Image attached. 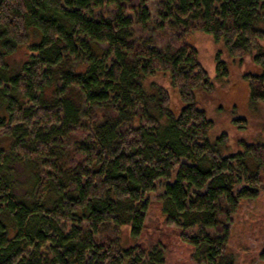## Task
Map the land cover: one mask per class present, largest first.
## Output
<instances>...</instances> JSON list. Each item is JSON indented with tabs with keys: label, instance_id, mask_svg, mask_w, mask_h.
Wrapping results in <instances>:
<instances>
[{
	"label": "trees",
	"instance_id": "1",
	"mask_svg": "<svg viewBox=\"0 0 264 264\" xmlns=\"http://www.w3.org/2000/svg\"><path fill=\"white\" fill-rule=\"evenodd\" d=\"M261 24L264 0H0V264H165L138 242L159 188L191 258L233 264L229 226L262 188L264 144L210 139L197 98L214 84L187 38L212 35L238 65L251 55L248 112L232 119L246 129L264 102ZM230 64L219 51L233 90Z\"/></svg>",
	"mask_w": 264,
	"mask_h": 264
},
{
	"label": "rangeland",
	"instance_id": "2",
	"mask_svg": "<svg viewBox=\"0 0 264 264\" xmlns=\"http://www.w3.org/2000/svg\"><path fill=\"white\" fill-rule=\"evenodd\" d=\"M147 4L155 15L157 2L151 1ZM260 27L264 28V24H261ZM153 36L159 42L157 35ZM187 41L198 51L199 62L214 84L211 92H204L203 99L197 98L200 106L204 108L207 116L213 122L209 132L210 139L214 140L221 133H226L228 152L242 148L238 140L264 144V102L261 103L257 112L250 111L253 117L248 121L246 129H240L232 122L233 118L242 114L241 110L248 112L246 88L241 80V73L255 70L251 55L247 54L241 65L232 63L224 44L221 41H215L212 35L201 31L189 34ZM260 43L264 47V40ZM219 51L221 58L229 64L231 63V72L228 78L234 83L233 90L230 89L227 81L220 82L216 77V55ZM24 58L25 50L20 49L7 60L13 66L20 63ZM156 78L168 90L172 107H175L178 104L177 93L169 86L166 78L160 76ZM231 91L234 93L232 94ZM261 173L264 179V167ZM20 177L24 179V177ZM160 193L161 189L159 188L156 192L149 194L150 204L146 212L145 226L138 242L146 247L158 243L162 245L165 264H203L191 258V246L178 237L176 228L165 222L157 200ZM229 227L227 247L232 253L233 264H264V261L259 257L260 252L264 249V180L256 197L241 200ZM129 232V226H123L120 230V236L127 245L133 243L129 237Z\"/></svg>",
	"mask_w": 264,
	"mask_h": 264
}]
</instances>
